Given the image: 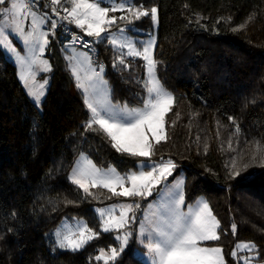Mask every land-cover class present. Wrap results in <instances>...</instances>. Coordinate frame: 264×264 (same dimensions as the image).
<instances>
[{"label":"trees","instance_id":"trees-1","mask_svg":"<svg viewBox=\"0 0 264 264\" xmlns=\"http://www.w3.org/2000/svg\"><path fill=\"white\" fill-rule=\"evenodd\" d=\"M133 3L157 8L156 74L175 97L165 115L167 138L153 142L150 159H171L175 174L185 173L187 203L206 198L220 222V238L212 243L222 248L225 264H242L231 255L240 240L253 241L264 264V0ZM122 13H110L117 17L110 30L127 25ZM133 24L144 34L153 30L150 15ZM95 45L112 100L141 105L145 62L126 57L130 67L124 68L117 49L106 41ZM46 55L51 71L39 108L0 46V264H104L96 260L100 249H118L119 241L115 231L101 230L95 207L123 197L104 188L85 196L70 182V171L82 152L124 174L142 157L116 152L102 132L85 128L89 111L52 35ZM64 216L84 218L100 235L77 252L55 248L49 232ZM136 243L133 235L109 264H146L134 254Z\"/></svg>","mask_w":264,"mask_h":264},{"label":"snow or ice","instance_id":"snow-or-ice-1","mask_svg":"<svg viewBox=\"0 0 264 264\" xmlns=\"http://www.w3.org/2000/svg\"><path fill=\"white\" fill-rule=\"evenodd\" d=\"M38 2L39 0H0L2 6L0 18L3 20L0 24V46L15 54L20 68L19 78L37 104L44 96L43 89L47 81L39 85V90L35 89L32 85L35 84L36 72L51 70L48 62L41 59V54L49 42V32L44 31L43 27L51 18L47 13L35 10L34 5ZM50 3L52 12L59 17V21L51 19V29H56L60 21H67L68 24L81 29L86 36L94 37L101 43L106 41L114 49H118V65L130 67L126 57H139L145 62L146 78L143 84L147 95L142 99V107H129L126 103L121 105L112 102L111 88L104 79L102 64L94 67L91 57L86 52L81 54L82 59L68 57L76 86L82 90L84 104L91 113L85 128L102 132L118 153L150 159L154 154V143L159 144L167 138L164 128L165 115L174 104L175 97L167 91L156 75L157 61L153 55L155 39L150 38L146 42L136 41L127 34L134 33L136 29L128 26L118 27L119 35L112 33L110 29L116 24L117 17L109 14L117 11L127 12L131 19L128 15H122L119 19L127 20L130 26L134 20L149 15L153 21H157V8L146 10L142 5L137 7L133 0H66L70 7L62 6L65 14L60 16L56 6L61 4V0H50ZM26 24L30 25L28 30ZM9 29L29 47L30 54L27 57L20 55L13 46L8 35ZM80 40L82 37L73 33L66 48ZM137 44L140 47H137ZM84 46L87 47L88 44L85 43ZM257 146L259 149V142ZM252 159L255 161L256 157L253 156ZM236 164L234 159L233 169L236 168ZM248 166L245 164L244 168ZM176 167L171 159L167 161L162 159L159 163L155 161L148 163L145 160L138 171L122 175L115 167L98 166L90 155L82 152L74 162L69 180L77 189L82 190L85 196L93 195L91 189L104 188L114 196L146 199L152 196L157 185L168 181ZM239 174L238 170L233 173ZM182 186L183 180H178L160 196L159 207L143 216L139 223V243L147 249L146 255L150 258L151 264H225L220 247L202 246V242L219 240L217 230L220 228V222L213 215L208 202L203 199L194 205H188L187 211H184L185 197ZM152 207L151 204L148 205L149 210ZM140 208V203L133 200L132 203L113 204L108 208L95 210L99 216L101 230L105 233L115 231L117 233L115 239L120 242L119 250L116 247H111L108 251L100 249L96 260H103L104 264H109V261H115L128 247L133 237L129 225L136 221V211ZM236 229L237 225L233 224V234ZM99 235V232L94 231L84 221H65L62 228L54 234V247L77 252ZM255 248L256 245L252 242L237 243L231 255L237 257L241 251L251 253ZM240 259L244 264H251L254 257L243 256Z\"/></svg>","mask_w":264,"mask_h":264},{"label":"rangeland","instance_id":"rangeland-1","mask_svg":"<svg viewBox=\"0 0 264 264\" xmlns=\"http://www.w3.org/2000/svg\"><path fill=\"white\" fill-rule=\"evenodd\" d=\"M62 6L64 7H70V4L66 3V0H61V4ZM2 7V6H0ZM35 10H37L39 13H47L48 16L51 18V19H55L57 20L58 19V16L55 14V13H52L50 9L48 8H44L42 10H38L35 6H34ZM110 15V14H109ZM122 15H126L125 12L122 13ZM110 16H113V15H110ZM50 19V21H51ZM3 23V20L2 18H0V24ZM50 24L51 22L47 23L46 25H44L43 27V30L44 31H47L49 32V35H48V41H50V35H51V27H50ZM125 26H128V27H134L136 29V31L134 33H127L128 35L132 36V38L136 41H141V42H146L148 41L150 38H154L155 39V45H154V49H153V55H154V51H155V47H156V42H157V26H158V16H157V21H153V30L149 31L147 34H144L145 33V30L140 28V27H137L136 25H124L122 27H125ZM30 28V25L26 24V30H28ZM112 33H115L117 35H119V33L117 32V29H114V30H110ZM8 35H9V38L10 40L12 41L13 43V46L17 49V51L20 53V55L22 56H25L27 57L30 53H29V47L27 45L24 44L23 40L16 36L15 33H12L11 30L9 29L8 30ZM49 43V42H48ZM48 45V44H47ZM46 45V47H47ZM2 47V46H1ZM46 47H45V51L41 54V59L43 60H46L48 62V64L50 65V69H51V63H50V60L48 58V56L46 55ZM137 47H140L139 44H137ZM71 47H67V49H70ZM73 48H80V51L77 53L76 57L77 59H82V56L81 54L82 53H87L86 49L84 48H81V47H73ZM2 49L5 51V53L7 54V56L16 64L17 66V70H18V77H19V73H20V68H19V65L17 64L16 62V58H15V54L5 50L3 47ZM118 50V49H117ZM119 51V50H118ZM126 51V49H125ZM90 56V55H89ZM65 63H67V69L70 71L71 75H72V72H71V67H70V62H69V59L68 57V54H66L65 56ZM91 57V56H90ZM92 59V58H91ZM92 62H93V66L96 67L97 65H101L102 63L101 62H95L93 61L92 59ZM73 63H75V61H73ZM104 66V64H102ZM98 70V68H97ZM51 71V70H50ZM50 71H37L36 72V79H35V84L32 85L35 89L39 90V85L44 83V81L46 80L47 83L45 84L44 86V96L41 98V101L39 104H37L33 97L30 96V98L32 99V101L39 107L41 108V103L47 93V90H48V86H49V72ZM104 73H105V68H104ZM81 75H83V73H81ZM104 75V74H103ZM157 75V74H156ZM73 79L76 81L75 77L72 75ZM20 79V78H19ZM104 79L107 80L104 76ZM21 81V80H20ZM21 83L23 84L25 90L27 91L28 93V89L25 87L24 83L21 81ZM109 85V84H108ZM110 87V86H109ZM81 94H82V97H83V100H84V94L82 92L81 89H79ZM147 95V94H146ZM173 95V94H172ZM174 96V95H173ZM112 99V97H111ZM113 103H115L113 100H112ZM122 105V104H121ZM143 105H139V106H134V107H142ZM131 107V106H129ZM164 128H165V124H164ZM77 160V159H76ZM145 160L148 161V163H151L153 161L159 163L161 162V160H153V159H148V158H141L140 161L138 162V168L136 170H132V171H138L139 170V166L141 165L142 162H144ZM164 161H167V160H164ZM109 166H112V167H115L114 165H109ZM108 166V167H109ZM104 168H107V167H104ZM116 168V167H115ZM117 169V168H116ZM145 170H148V169H145ZM118 171V170H117ZM71 172H72V169H71ZM70 172V174H71ZM119 172V171H118ZM131 172V171H130ZM121 173V172H120ZM122 175L124 173H121ZM183 180V186H182V191L184 193V186H185V173L183 171L175 174V172L173 171V174L172 176H169L168 177V181L164 182V183H161L160 185H157L156 188L153 189V194L152 196H148L146 199H140L138 197L136 198H131V197H123V198H120L116 201H113L111 203H108L106 205H100V206H96L95 207V210L96 209H99V208H108L109 206L113 205V204H124V203H132L133 200H135L136 202L140 203L141 205V208L139 210L136 211V221L132 224L129 225V229L133 232V235H136V246L134 248V254L141 258L146 264H151V260L150 258L146 255V252H147V249L139 243V240H138V232H139V223L140 221L143 219V216L150 212V211H154L156 210L158 207H159V204H160V196L165 192L167 191L169 188H171L178 180ZM184 197H185V194H184ZM206 200V198L204 196H200L196 199V201H194L193 203H187L186 200H185V206L183 208L184 211H187V206L188 205H194L198 200ZM207 201V200H206ZM152 205V209L149 210L148 209V205ZM209 204V203H208ZM210 206V205H209ZM118 214V212H117ZM98 215V214H97ZM214 215V214H213ZM216 217V216H215ZM77 220H80V221H84L86 222V220L84 218H81V217H77V216H64L61 221L49 232V234L51 235V237L55 240V232L58 230V229H61L62 228V224L63 222L65 221H68V222H75ZM87 223V222H86ZM218 231V230H217ZM117 235V233H116ZM213 241H205V242H202V246H209V247H220L216 244H213L212 243ZM243 242H252L254 243L253 241H248V240H240L238 241L237 243H243ZM120 243V242H119ZM236 243V244H237ZM255 244V243H254ZM221 248V247H220ZM222 249V248H221ZM256 249V248H255ZM118 250H119V247H118ZM235 250V248H234ZM105 251H108V250H105ZM223 253V251H222ZM99 255V254H98ZM243 256H252L254 257V259L251 261V264H258L259 262L256 260V257H257V253L255 250H253L251 253L247 252V251H241V252H238V260L244 264V261L240 259V257H243ZM223 257H224V254H223ZM225 260V259H224Z\"/></svg>","mask_w":264,"mask_h":264},{"label":"built area","instance_id":"built-area-1","mask_svg":"<svg viewBox=\"0 0 264 264\" xmlns=\"http://www.w3.org/2000/svg\"><path fill=\"white\" fill-rule=\"evenodd\" d=\"M38 10H42V7L48 8L52 12V5L50 3V0H39V2L34 5ZM57 10L60 13V16H63L65 13L63 12V7L62 5H57L56 6ZM53 13V12H52ZM59 21V17L57 19ZM51 21L49 20V23ZM51 25V24H50ZM52 30V36L55 41V44L57 45L58 49L60 52L63 53L66 50V45H69V42L71 40L72 34H76L77 36L82 37V40L77 41L74 45L76 47H81L86 49L87 53L91 56L93 61L95 62H101L104 64L102 61H98L97 59V50H96V45H95V38L94 37H88L85 35V33L81 30L75 27L73 24H68L67 21H60L58 23V26L56 29H51ZM87 43L88 46L85 47L84 44Z\"/></svg>","mask_w":264,"mask_h":264},{"label":"crops","instance_id":"crops-1","mask_svg":"<svg viewBox=\"0 0 264 264\" xmlns=\"http://www.w3.org/2000/svg\"><path fill=\"white\" fill-rule=\"evenodd\" d=\"M64 7V6H63ZM51 35H52V32H51ZM50 35V36H51ZM48 46V45H47ZM73 47H76V46H71V48L70 49H67V50H65V52L63 53V59H64V62H65V55L66 54H68V56H75L76 57V55H77V53L80 51V48H74L75 49V51H73ZM47 48V47H46ZM65 66H67V63H65ZM67 68V67H66ZM70 72V71H69ZM71 74V73H70ZM72 76V75H71ZM73 78V77H72ZM74 80V79H73ZM74 83H75V85H76V81L74 80ZM77 87V86H76ZM78 90H79V88H78ZM80 91V90H79ZM81 93V92H80ZM87 108V107H86ZM88 109V108H87ZM89 111V110H88ZM89 114L91 115V113L89 112ZM71 172V171H70ZM69 176H70V174H69Z\"/></svg>","mask_w":264,"mask_h":264}]
</instances>
